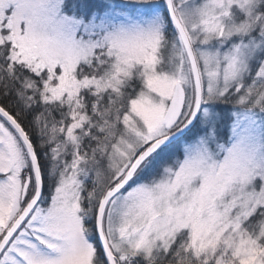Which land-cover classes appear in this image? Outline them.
<instances>
[{
	"label": "snow or ice",
	"instance_id": "1",
	"mask_svg": "<svg viewBox=\"0 0 264 264\" xmlns=\"http://www.w3.org/2000/svg\"><path fill=\"white\" fill-rule=\"evenodd\" d=\"M0 264H264V0H0Z\"/></svg>",
	"mask_w": 264,
	"mask_h": 264
}]
</instances>
